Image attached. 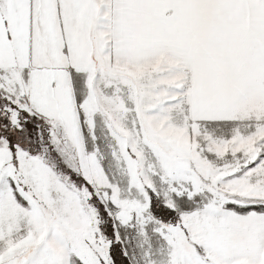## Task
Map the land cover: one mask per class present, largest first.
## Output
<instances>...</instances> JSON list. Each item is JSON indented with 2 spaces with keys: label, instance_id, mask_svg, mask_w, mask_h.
<instances>
[{
  "label": "snow or ice",
  "instance_id": "6c2138e0",
  "mask_svg": "<svg viewBox=\"0 0 264 264\" xmlns=\"http://www.w3.org/2000/svg\"><path fill=\"white\" fill-rule=\"evenodd\" d=\"M0 264H264V0H0Z\"/></svg>",
  "mask_w": 264,
  "mask_h": 264
}]
</instances>
